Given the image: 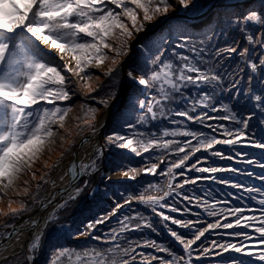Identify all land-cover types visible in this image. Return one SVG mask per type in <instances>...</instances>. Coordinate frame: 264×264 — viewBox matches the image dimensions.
I'll return each instance as SVG.
<instances>
[{
	"label": "snow or ice",
	"instance_id": "1",
	"mask_svg": "<svg viewBox=\"0 0 264 264\" xmlns=\"http://www.w3.org/2000/svg\"><path fill=\"white\" fill-rule=\"evenodd\" d=\"M190 7L198 9L204 5L195 3V0H175L174 3L173 0H0V202L8 197L9 191L16 196L29 194V181H23L25 187L22 193L16 191L17 181L45 149L50 150V146L57 143V138L61 146L73 145L74 141L66 140L60 134L63 129L71 135L65 125L72 109L59 103L72 98L71 78L76 77L88 93L111 88L110 84L101 82L100 75L93 76L91 70H100L107 80H112L121 63V55L129 53L128 39L133 37L134 32L147 31L148 24L158 17L166 18L176 8L187 11ZM230 7L235 8V5ZM218 22L219 17L216 25L210 22L207 30L200 34L206 38L198 41L186 24L177 22L138 44L140 59L129 67L127 77L133 84L141 86L138 91L134 89L130 93V101L138 105L139 117L132 123L129 119L131 113H122L113 130L104 137V144L94 146L95 155L87 161L73 160L67 172L72 183L82 177H90L99 170L98 161L104 158L107 150L113 157L109 161V171L117 170L120 178L116 182L137 181L144 173L167 177V183L161 186L150 182L138 194L129 193L123 203L115 202V207L99 216L89 217L82 213L78 222L73 219L67 224H58L57 213L69 201L77 200L88 187L89 180L85 179L83 185L72 189L68 197L48 213L43 223L38 218L25 221L26 228L18 227L14 221L32 209L24 200L9 197L7 207L0 208V216L6 218L5 231L0 233V251L6 250L4 241L15 237L20 243L22 231L40 225L39 231L32 232L28 239L24 257L26 264H36L41 251L46 249L52 250L44 264H192L195 242L209 230L223 228L233 229L232 235L243 237L239 244L212 242V248L220 250L216 252L217 256L229 250L238 254L229 255L226 264H264V198L257 199V195L264 197V187L244 188L242 183H232L230 179L216 176L220 172L243 171L235 167L200 166L202 162L207 163L210 157L221 160L235 158L216 150V145H227L235 151V145L247 142L250 147L264 151V12L250 4L243 13L238 9L229 13L228 23L238 30L241 37L231 42L228 31H217ZM221 37L224 38V47L217 46ZM173 39L177 41L175 44ZM53 51L59 54V60L52 55ZM153 52L156 53L154 56ZM230 60L235 66L229 65V69H225L224 65ZM106 62H110L107 67ZM245 75L249 82L246 89L241 87ZM253 83L260 85V94H256ZM244 101L250 103L247 114L236 108V104ZM96 103L107 107L109 101L96 99ZM205 109L217 113L222 111L224 115L215 119L232 122L234 129L222 123L205 124L212 119ZM81 111L88 119L74 117L82 121L77 124V129L88 126L95 133L92 121L98 109L82 104ZM164 121L173 127H158ZM188 122L203 125L210 131L193 129ZM150 124L154 131L137 130L138 126L147 127ZM121 129L131 132H122ZM218 133L225 138H218ZM87 142L88 138L84 137L81 146ZM197 153H203L200 159L187 164L190 159L196 158ZM248 155L235 151L240 162L257 164L264 170V163L247 159ZM133 156L143 160L144 166H132ZM171 156L175 159H170ZM153 159L159 163L152 162ZM57 164L59 161L53 167ZM45 167H48L47 162ZM185 169L201 175L190 179L185 175ZM205 173L209 175H202ZM178 175L183 180L174 183ZM248 175L253 176L254 173L249 172ZM32 178H36L35 172ZM102 178L108 183L113 182L110 175L102 174ZM259 178L264 181V174ZM202 179L218 180L236 189L244 188L248 199L256 200L261 206L262 215L245 217L239 207L221 208L210 191L207 198L184 194L186 185H195ZM40 180L47 182L44 175ZM40 187L38 183L37 191ZM66 190L61 189V196ZM98 191L99 186L93 188L89 196L94 197ZM103 195H107V184ZM177 197L201 208L203 211L197 213L198 216L206 213L209 217L218 218L214 223H208L207 227H198L199 220L174 218L157 211L158 208H169L173 213L190 212L188 207L181 209L177 206ZM32 199L37 202L35 194ZM54 199L53 196L49 202ZM169 200L174 203L169 204ZM133 202L160 218V225L182 248V255L175 251L171 243L158 242L147 236H132L145 230L160 234L153 217L133 208ZM38 203L41 210L48 206L43 199ZM125 209L130 214H124ZM226 215L235 217L234 222H227ZM115 218H118L115 226L99 233V226ZM221 220L224 222L221 223ZM257 220L259 226L254 227V232L258 235L255 237L237 230L241 225L244 228L253 227V222ZM169 221L194 235L185 239L183 234L169 227ZM49 225L55 227L54 241L48 236ZM73 231L77 232V238L86 236L98 243L82 248L56 246L61 235H71ZM250 239L257 243L245 245L244 241ZM209 252V248H204L201 256Z\"/></svg>",
	"mask_w": 264,
	"mask_h": 264
},
{
	"label": "trees",
	"instance_id": "2",
	"mask_svg": "<svg viewBox=\"0 0 264 264\" xmlns=\"http://www.w3.org/2000/svg\"><path fill=\"white\" fill-rule=\"evenodd\" d=\"M174 1L175 0H173V3H174ZM235 1H237V0H230L231 3H229L227 5L217 6L213 10L210 19L203 21L201 23V25H197L196 23H193V21L190 19L176 17V16L170 17L161 29L156 30L154 32H151L150 29L151 30L154 29L153 27H155L156 24H158L159 22L154 24V26H151L150 24H148L147 31H150V32L146 35H141V37L137 41L136 45L145 41L149 37H154V36L164 32V31H166L170 25H174L177 22H181V23L186 24L189 28V31L193 34V38L198 41L200 38H203L200 34H201V32L207 30V27H208L210 22L213 25L217 24V22H216L217 18L216 17H220L219 16L220 14H226V16H228L229 13H231L237 9L241 13H243V10L245 8H247L248 5H250V4L256 8H260V10L262 12H264V7H262V3H264V0H254L249 4H244L242 2L234 3ZM211 3H212L211 0H201L197 4L204 5L203 8L193 9L190 7L187 11H185V13L188 16L195 17V16L199 15L200 13L204 12ZM230 5H235V8L230 7ZM141 17H142V14H141ZM161 19L162 18H159L158 20L161 21ZM163 19H165V17H163ZM226 25H228V23H226V21H224V20L223 21L221 20L220 24H218L217 31H220L221 29H223L221 26L224 27ZM228 33H229V42L232 39H236V37H238V32H234V30L232 28L228 30ZM234 34H236V35L234 36ZM176 42L177 41L175 39H173V44H175ZM128 45H129V49L131 50L130 42H128ZM217 46L218 47H224L225 46V42H224L223 37L220 38V43ZM138 52H139V50L137 48H134L133 53L129 56V58L126 61V64L132 61V63H130L129 65L130 66L135 65L136 59L139 58ZM155 54H156L155 52L152 53L153 56ZM57 60H59V59H57ZM61 63H63V61H61ZM229 65L234 67L235 66L234 61H231V60L228 61L224 65V68L229 69ZM241 67H243V65H241ZM91 72H92L93 76L100 75V74L96 73V71L94 69H92ZM68 75H71V74H68ZM120 76H121L120 67H118V71L114 74L112 80L109 81L104 77V83L110 84L111 88L106 87L100 91H94L92 93H88L87 89H84V88L82 90L81 89L79 90L80 84L78 82V79L76 77H72L71 78V93L73 95V93L75 92V96H73L74 98L69 100V101L59 102L62 106H70L72 109L71 112L69 113L68 117L66 118V125L65 126H67V129H68L69 125L74 127V125L82 122V121H78V120L74 119V117H82V119H84L83 112L81 111V105L82 104L88 105L89 99L93 100V97H95L96 99L112 98L117 91V88L119 85L118 81L120 79ZM243 79H244V83L241 85V87L246 89L249 87L247 75H245ZM225 87H227V84H225ZM252 87L257 90L256 94H260V92H259L260 85L259 84L253 83ZM241 100L243 101L244 98L241 97ZM70 101H72V106L70 104ZM225 102H227V98H225ZM77 104H79L78 107H80V109L74 110V108ZM89 106H92V104H89ZM249 106H250V103L248 101H244L243 103L236 104V108L243 111L244 114H247V110H248ZM135 109H137V105L135 106ZM204 111H206L208 113L209 117H212V119L205 121V124L217 125V124L222 123L225 126H228V127L234 129L235 126L232 124V122L215 119V117H217V116L224 115V113L222 111L218 112V113L212 112L210 109H205ZM111 117H112V115H111ZM110 118L106 124L105 130L108 129V124H109ZM176 119H183V118L176 117ZM188 123H189L190 127L193 129H200V130L205 131V132L210 131L209 128H207L203 125H196V124H193L192 122H188ZM163 126L173 127V125L169 124L167 121H164L163 124H158V127H163ZM76 127H77V125H76ZM76 127H74L75 130H76ZM137 130H139V131L153 130L154 131L155 129H153L151 124H150L147 127H139L138 126ZM217 135H218V138H220V139L225 138L224 136H222L219 133ZM65 137H66V134H65ZM177 139H184V138L178 137ZM214 147L216 148V150L223 151V153L226 156L232 155L235 158L233 160H221L218 157H210V159L207 163L202 162L200 166L207 167V166H209V164H211V166H215V167H229V166L235 167V168L241 169L243 171H239V172H235V173H233V172H220V173H216V176L218 178L223 177V178L230 179L232 183H242L244 185V188H248V187L261 188V187H264V181H262L259 178V176L261 174H264V170H262L257 164L249 165L246 162H240V157L235 156V151H240L241 154H244V153L249 154L247 156V159H255V160H259L260 163H264V151L250 147L247 142H242L241 144L235 145L234 146L235 151L230 150V146H227V145H216ZM43 154L44 153H42L38 157V159L35 161V163L32 165V167L30 169L26 170L24 173L21 174L19 180L17 181V188L16 189H18V188L23 189V187H25L23 181L24 180L29 181L27 187H29L31 189V193H30V195L27 196L28 199H30L28 202H32V195L34 193H36V191H37L36 188H34L33 184L35 183L37 185L39 183V184H41V187H42L45 184V182H42L40 180V177L42 175H44L45 180L47 181V177L49 176V174L51 172V170L48 167L43 166V161H44V158H42ZM155 154H157V153H155ZM202 154L203 153H197L195 159H190V161L186 162V163L189 165L192 163H195L196 159H200ZM143 162H144L143 160L140 161L137 157V160H135L133 164H135L134 166L140 167L141 165H144ZM152 162H155V159H153ZM33 172H35V176H36L35 179L32 178ZM249 172H253L254 175L249 176L248 175ZM185 175H187L190 179H192V178H195L197 175H201V174L185 169ZM202 175L207 176L209 174L205 173ZM142 177L139 180L140 183H142L144 180H147L150 178V177L144 176V175H142ZM182 180H183V177L178 175L176 177V180L174 181V183H181ZM121 183H124V182H121ZM166 183H167V180H165V182L163 184L165 185ZM130 184H131V186H133L134 182L130 183ZM159 184L161 185V183H159ZM139 187H142V185L139 184ZM244 188L236 189V188L231 187L230 184L219 183L218 180L217 181H211V180H203L202 179V180L197 181V183L195 185H193V184L186 185L184 188V194L189 195L190 197L195 196V197L207 198V193L210 191L212 193V197H214V199L216 201L220 202L219 207L224 208V209H227L230 207H239L243 210V215L245 217H247V216L260 217L262 215V213L260 211L261 206L258 204V202L256 200L248 199V193L244 191ZM126 191H128V190H126ZM132 191L138 192L139 188L136 187ZM11 193L13 194V192H11ZM228 193H232V195L229 196ZM237 197H239V199H237ZM260 198H264V197H260L259 195H257V199H260ZM175 202H176L177 206L180 207L181 209H183L184 207H188L191 209V211L188 213H184L183 211L173 213L170 211V209H168V210H164L165 214L171 215L174 218H179V219H188V220H193V221L199 220L200 223H199L198 227H207L208 223H214L215 220L218 218V217H209V216H207L206 213L198 216L197 213H202L203 210L201 208L197 207L195 204H188L186 201H183L181 197H177ZM91 203H92V201H91ZM168 203L172 204V203H174V201L169 200ZM246 205H247V207H245ZM66 210H68V208ZM2 219H4V221L0 223V228H1V230L3 229L5 231L3 226L6 223V218L3 217ZM234 219H235V217H233L231 215H226L227 222L233 223ZM154 220H156L155 222H157V218H155ZM9 222H11V221H9ZM223 222H224V220H221V223H223ZM168 225L173 230H177L179 233L183 234L185 239H191L192 236L194 235V233L191 232L190 230H187L184 228H179L176 225H172L170 221L168 222ZM255 226H259V220L253 222V227L244 228L243 225H241L240 228L237 230H243V231L247 232L250 236L255 237L256 235H258L257 233L254 232ZM159 231H160V234L159 235L154 234L153 238H151V239L157 240V238L159 237V240H157L158 242L171 243L172 247L175 248V251L182 255L183 254L182 248L178 247L176 245V243L174 242V238H171L170 235L167 233V231H164V232L161 230H159ZM233 231H234L233 229L218 228V229L209 230V232L205 233L204 237H201V239L199 241H196L195 244L192 246L193 247L192 257H191L192 264H226V258L229 255H233V256L238 255V254L232 252L231 250H229V252L223 253V255H221V256H217L216 252H218L220 250L218 248H212V242L213 241H218L220 243L231 242V243L239 244L243 240V237L232 235L231 233ZM135 234H138V233L133 234L134 238L139 236V235L136 236ZM72 237H73V235L66 234V238H64L68 241V243H66L68 246H74V247L77 246V248H78L79 246L80 247L82 246L81 244H88L89 245L90 243H92V241L88 240V239H87L88 241H86V240L85 241H83V240L76 241V240L72 239ZM244 243H245V245H253V244H256L257 242L254 239H250V240L244 241ZM204 248H209L210 252L207 255L201 256V252ZM138 251H140V249H138ZM144 251L152 252L153 250L152 249H145ZM160 255H165V254L161 253ZM20 257L22 258V263L26 264L24 257L22 255H20ZM9 260L6 261V263H9ZM36 264H39L38 261H36ZM154 264H155V262H154Z\"/></svg>",
	"mask_w": 264,
	"mask_h": 264
},
{
	"label": "rangeland",
	"instance_id": "3",
	"mask_svg": "<svg viewBox=\"0 0 264 264\" xmlns=\"http://www.w3.org/2000/svg\"><path fill=\"white\" fill-rule=\"evenodd\" d=\"M200 1L201 0H195V3H199ZM214 1H217V0H211L212 3ZM241 1L244 4H249V3L252 2V1L248 2V1H245V0H241ZM218 2L219 3L228 2V4L231 3L230 0H219ZM223 5H227V4H222V5H217V6H223ZM179 13L186 15L185 11H182L179 8H176L175 11H170L168 16L171 17V14L173 15V14H179ZM219 16L220 17H219L218 24H220L221 20L222 21L224 20V21H226V23H228V16H226V14H220ZM172 17H174V16H172ZM210 17L207 18V20H209ZM159 18H162L161 21L158 20ZM163 20H164L163 17H158L157 20L153 21L150 24L151 26H154V24H156L158 22L159 23L156 24V26L153 27L154 29H152V30L157 29L159 27V24ZM216 22H217V19H216ZM193 23H196L197 25H201L202 21H200V22L194 21ZM163 26L164 25L159 27V29H161ZM221 27L224 30H226V31L231 29V26H230L229 23H228V25H226L224 27L221 26ZM159 29H157V30H159ZM152 30L150 29L151 32H154ZM233 30H234V32H238L237 29H233ZM150 31H141L139 33H135L134 32L133 37L128 39V42H130L131 50H132V43L134 42V48H137L136 44H137V41L139 40V38L141 37V35H146V34H148L147 32H150ZM235 35L236 34H234V36ZM203 38H206V37H203ZM200 39H202V38H200ZM236 39H241L239 32H238V37H236ZM41 47L43 48V46H41ZM131 50L129 51L128 54L131 53ZM45 51H50V50L45 49ZM52 55L54 57H56L57 59H59V55L55 54L54 52H52ZM110 55H111V53H110ZM127 55H121V57H120L121 63L118 65V67H120V74H121L120 79L118 81L119 85H118L116 93L113 96L114 98L112 97V98L107 99L109 101L108 106L117 97V95H119V91L121 90L122 82H123V85H122V92L120 93V97H122V95H124V97H123L122 101L120 102L119 107L112 111V114H111L112 117L110 115L111 118H110V121H109V124H108V129L105 130V128H104L105 131H103V133L101 134L100 139L98 137L99 145H103L104 144V137L106 135H108L113 130L118 118L121 116L122 113H125L126 111L130 112L131 115H130L129 119H130V122H132V123H135L136 119L140 115L139 110H138V105L136 103H132L130 101V93L132 92V90L135 89V90L138 91L139 87H141V86L135 85L132 82H130L128 77H127V72L129 70V67H130L129 64L132 63V61L126 64L127 60H125L124 61L125 68H124V71L122 70V62H123V60L125 59V57ZM138 57L139 58L136 59V62L140 59V51L138 52ZM67 59L68 58H66V60ZM136 62H135V64H136ZM109 64H110V62H106L105 67H107ZM94 70L96 71V73L100 74L101 82L104 83V76L102 75V72L100 70H97V69H94ZM124 83L126 84V90L125 91H123V87L125 85ZM80 89L82 90L83 87L80 86L79 90ZM73 96H75V92L73 93L71 99L74 98ZM99 99H101V98H99ZM136 99L138 101L139 97L137 96ZM88 102H89V104H92L93 107H96L98 109V111L96 113V118H95L94 121H92V127L97 129V127H99V118H100V116L101 117L103 116V118L105 117V113H106L107 107H104V106L99 105L98 103H96V99H93V100L89 99ZM70 104L72 106V101H70ZM89 104H88V106H89ZM136 105H137V109H135ZM78 106H79V104H77L75 106L74 110H79L80 107H78ZM84 119H88V117L84 116ZM103 120L104 119H102L101 124H102ZM76 125H74V127H76ZM65 127L67 128V126H65ZM71 127H72L71 125L68 126V129H69L71 135H68L67 133H65L63 129L60 130V134L64 135V136L66 134L65 139L74 141L73 145L69 146L67 144H64L63 146H61V142L59 141V138H57V143L55 145H53V146H50V150L49 149H45V151L43 152L44 153L42 155V158H44L43 166L45 167V162H47L48 168L51 170V172H50L49 176L47 177V182L42 187H40L39 191H36V193H34L35 196H36V201L37 202L34 203L33 199H32V202H28L30 199H28L27 196L30 195V193H31V189L30 188H29V194L28 195H24L22 193V189H19V188L16 189V191H21L22 194L20 196H16L14 193L13 194L11 193L12 191H9L8 197H5L4 200L2 202H0V208H6L7 207V199L9 197L14 199V200H24L28 204V206L32 209L31 211L22 213L20 218H18V219H16L14 221V223L16 225L20 221L27 220L30 216H32L31 215L32 212H34V211H35V213L37 212V210L39 208L38 201L41 200V199L45 200L47 198L51 183L54 181V178L56 176H58V173L61 170V168L66 167V164H68L69 160L71 159V157H72V155L74 153V150L77 147V145L79 144V142L84 137H86L89 134L93 133L92 132V128L88 127V126H84L80 130H78L77 127H76V130H75L74 127H72V128ZM121 131L122 132H129V134L131 132V130H127V129H121ZM148 131L151 132L153 130H148ZM65 149H67V151H65ZM113 151H116V150L113 149ZM61 153H63V158L62 159H61ZM158 154L159 153H157V154L154 153V155H158ZM93 155H95V152H93L90 155L88 160L91 159V157ZM112 158L113 157H112L111 153L108 152L107 150H105L104 158L102 160L98 161L99 170L97 172H95L94 174H92L90 177L89 176H85V177H82L79 180V182L77 183L76 187H79V186L83 185L85 179L89 180V185H88L87 188H85L84 192L81 193L80 197L77 200L69 201L67 206L64 207L63 209H61L57 213V215L59 217V219L57 221L58 224H67L70 221H72L73 219L77 220V222H78L79 219L82 218V213L88 215L89 217L99 216L101 214H104V213L110 211L112 207H115V202L123 203V200L129 195V193H132L134 195L138 194L139 191L138 192L132 191L134 188L138 187L139 190H140V189L146 187L147 184L150 183V182L158 183V184L161 183V186H163L164 185L163 183L165 182V180H167V177H162V176L154 177L151 174L142 173L137 181H120V182H116V181H118L120 179L119 176L118 177H112L111 176L113 182L112 183H108L107 181H105L102 178V174H104V175H106L107 173H109L110 175L118 174L117 170H115V169H113L112 171H109V161ZM138 159L140 161H142L139 157H138ZM170 159H175V156H171ZM131 160H132V166H134L135 164H133V163H134L135 160H137V157L133 156V157H131ZM56 161H59V164H57L56 166L53 167V165L55 164ZM155 163H159V161H157L155 159ZM143 164H144V162H143ZM142 166H144V165H141L140 167H142ZM134 167H139V166H134ZM142 175L148 176L150 178L147 179V180H144L142 183H140L139 180L141 179ZM61 178H62V176H61ZM121 182H124V183H121ZM133 182H134V185L131 186L130 183H133ZM106 184H107V195H103V191L105 190V185ZM139 184H141L142 187H139ZM33 185H34V188H36V184L34 183ZM97 186H99L100 191H98L94 197L93 196H89V193L93 190V188H96ZM126 190H128V191H126ZM160 194H162V193H160ZM91 201H92V203H91ZM59 203H61V200L59 202H57L55 204V206L57 204H59ZM132 207L135 208L136 210L140 211V212H143L145 215H147L149 217H153V219L157 218V222H155V223H156V226L158 227V229L163 231V232L166 231L159 223V219L160 218L159 217H155L154 214L151 213V211L149 209L145 208L144 206L137 205L135 202H133ZM67 208H68V210H66ZM168 209L169 208H164V209L158 208L157 211H163L164 212V210H168ZM51 211H52V209H51ZM35 213H33V215ZM124 214H130V213H128L127 209H125V213ZM166 215H168V214H166ZM2 218H3V216H0V223L4 221V219H2ZM117 219L118 218L112 219L111 221L106 222L104 225L99 226V233L106 232L111 227L115 226L116 223H117ZM154 221H156V220H154ZM3 231L4 230L3 229L1 230V228H0V233H2ZM54 233H55V227L53 225H50L49 226V231H48V236L53 241L55 240V236L53 235ZM133 234H132V236H133ZM154 234H156V233H152V232H150L148 230H145V232L139 233V234H135V235L136 236H138V235L139 236H147L148 238H153ZM71 235H73L72 239H74L76 241H78V240H83V241L91 240L92 241V243H90L89 245L88 244H81L82 246L81 247L79 246L78 248L88 247V246H91L92 244L98 243L97 241H94V240H92V239H90L89 237H86V236H79L77 238V232H75V231H73V233ZM64 238H66V234L61 235V238H60V240H59V242H58V244L56 246H68L66 244V243H68V241L66 239H64ZM157 240H159V237L157 238ZM75 247H77V246H75ZM51 250L52 249H46V250H42L41 251L39 257L37 258V261H38L39 264H44V261L46 260L47 256L50 255ZM20 255L25 257L26 251L25 250H20V251L14 252L6 260H4V259L0 260V264H23L22 263V258L20 257ZM8 260H9V263H6V261H8Z\"/></svg>",
	"mask_w": 264,
	"mask_h": 264
},
{
	"label": "bare ground",
	"instance_id": "4",
	"mask_svg": "<svg viewBox=\"0 0 264 264\" xmlns=\"http://www.w3.org/2000/svg\"><path fill=\"white\" fill-rule=\"evenodd\" d=\"M207 16H208V14H207ZM192 21L194 22L195 20H192ZM55 54H57V53H55ZM57 55H59V54H57ZM125 90H126V84L123 87V91H125ZM123 97H124V95H122V97H120L118 100H116L113 103V106L114 107L118 106L120 104V102L122 101ZM102 119H103V116L102 117L100 116L99 126L101 124ZM86 137L88 138V142L86 144H84L83 146H81V141L79 142V144L77 145V147L74 150V153H73L71 159L69 160L68 164H66V167L61 168V170L58 173V176H56L54 178V181L51 183L47 198L44 200L48 204L47 208L41 210V208L39 206L37 212L34 215L30 216L27 220L20 221L17 224L18 227L26 228V225L24 223L25 221H30V220L37 219V218L41 221V223H43L44 219L47 217L48 213L51 211V207H53L60 200L67 198L69 195V192H71L72 189L76 188V185L79 181L76 183H72L71 176L67 175L70 163L73 160H75L77 162H79L81 160L87 161L88 158L90 157V155L94 152V146L99 145L98 134L96 132L91 133ZM106 175H110V174L107 173ZM61 176H62V178H61ZM110 176L118 177L119 175L113 174ZM61 189H67L63 193V196H61ZM53 196L55 197L54 201L49 202L52 200ZM39 228H40V225H37V227L34 229L22 231V239H21L20 243L16 242L15 237H13L11 240L4 241L3 244L6 246V250L0 251V260L4 259V257H7L10 254H13L14 252H17L20 250H25L27 252L28 239L31 237L32 232L39 231Z\"/></svg>",
	"mask_w": 264,
	"mask_h": 264
},
{
	"label": "water",
	"instance_id": "5",
	"mask_svg": "<svg viewBox=\"0 0 264 264\" xmlns=\"http://www.w3.org/2000/svg\"><path fill=\"white\" fill-rule=\"evenodd\" d=\"M219 0H217V1H214L204 12H202V13H200L199 15H197V16H195V17H191V16H188V15H185V14H171V17L172 16H177V17H181V18H186V19H190V20H195L196 22H200V21H205V20H207V18H209V16L211 15V13L213 12V10L215 9V7L217 6V5H222V4H228V2H226V3H219L218 2ZM245 1H248V2H250V1H253V0H245ZM240 2H242L241 0H237V1H235L234 3H240ZM207 14H208V16H207ZM170 18V16H168V17H166L160 24H159V27H161L162 25H164L166 22H167V20ZM159 27L157 28V29H159ZM157 29H155V30H157ZM155 30H152V31H155ZM147 33H149V32H147ZM146 34V33H145ZM134 51V42L132 43V50H131V53ZM130 53V54H131ZM130 54H128L126 57H125V59L123 60V62H122V70L124 71V68H125V66H124V61L125 60H127V58L129 57V55ZM122 85H123V82H122V84H121V90L119 91V95H117V97L109 104V106H107V110H106V113H105V117L103 118L104 120H103V122H102V124H100V126L99 127H97V129H96V132H97V134H98V137H99V139H100V136H101V134L103 133V131H104V128H105V126H106V124H107V122H108V120H109V118H110V115L112 114V111L114 110V109H117L118 107H119V105L118 106H113V103L116 101V100H118L119 99V97H120V93L122 92ZM55 206V205H54ZM53 206V207H54ZM53 207H51V209H53ZM33 213H35V211L34 212H32L31 213V215H33ZM25 219V218H24ZM12 254H10L9 256H11ZM9 256H7V258L9 257ZM2 260V259H1ZM4 260H6V259H4Z\"/></svg>",
	"mask_w": 264,
	"mask_h": 264
}]
</instances>
